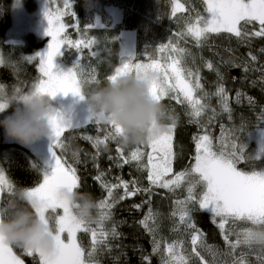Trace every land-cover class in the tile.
Listing matches in <instances>:
<instances>
[{
	"label": "snow or ice",
	"instance_id": "6c2138e0",
	"mask_svg": "<svg viewBox=\"0 0 264 264\" xmlns=\"http://www.w3.org/2000/svg\"><path fill=\"white\" fill-rule=\"evenodd\" d=\"M172 2L173 17L177 11H188L179 0ZM202 3L206 15L193 9L187 17L178 18L183 20L184 25L182 30L176 33L179 40L186 42L187 37H191L196 48L211 49L213 45L210 41L221 34H228L229 40L235 37L238 45L247 46H250L254 38H264V0H202ZM63 7L69 11L57 9L54 14L46 0L44 17L48 27L45 35L50 37L47 50L42 54L37 53L22 59L28 64L38 61L39 77L31 83L30 90L26 93L16 86L12 94L8 95L5 86L0 84V111H4L9 103L25 100L29 95H43L54 100L62 94L64 97L71 95L82 100L85 85L101 84L96 76L97 69L93 67L89 71L82 62L85 50H88L89 59L100 55V41L95 36L87 37V33L94 26L85 25L82 38L73 39L65 34L69 25L62 22L65 15L76 16L75 12L71 11L72 0H64ZM192 11L195 12L194 15L191 14ZM72 27L80 32L79 21ZM179 40H169L167 44L158 46L160 52L175 53L174 56L168 55L163 63L155 58H152L150 63H132L135 57L127 60L121 58L120 66L107 75L106 83L115 82L123 75L133 74V71L138 77L148 73L155 74L150 89L153 98L159 103L167 98L182 105L188 123L197 126L198 132L192 137L195 144V155L192 157L194 162L181 171L173 170V161L178 157V153L173 152V133L178 121L173 108H165L166 131L151 138L147 144H143V148L137 145L126 154V148L118 142L123 131L118 125L102 123L92 115H89L84 124H72L62 111L53 107L49 118V152L53 161L50 174L45 173L42 182L37 186L18 191L3 171H0V194L7 191L11 197L19 195L41 219L51 215L57 241L56 251L49 255L38 250L0 244V264H24L21 256L14 252L16 248L21 250V255L32 257L33 264H102L101 258L105 254L111 255L114 248L122 247L113 243L123 236L118 231L119 224L123 222L113 221L112 210L121 201L138 195H144L146 199L131 207L140 210L145 204L148 205L147 213L138 223L151 237L152 245L150 254L141 255L142 264H151L152 255L160 257V264H195L193 257L198 259L199 264H209L202 254L204 252L231 257L230 260L220 261V264H249L243 251L239 256L236 255L238 248L247 249L248 254H256L259 264H264V249L259 248L257 253L256 246L251 243V229L256 226L264 227V167L251 170L238 167L248 161L264 160V142H260L253 153L246 154V141L252 138V132L264 129V110L259 114L254 130H249L243 120L239 126H225L221 123L220 136L214 138L212 128L219 113L211 104L214 96L221 112L227 113L231 121L232 108L222 66L242 68L244 79H247L249 72H261L259 82L264 85V65L254 66L258 57L251 51L247 59L233 57L229 63L221 58L219 62H215L198 56L189 48L180 47ZM65 47L75 50L77 60L68 71L57 72L54 70V60ZM227 50L234 51L231 48ZM260 52L264 53V48H261ZM4 63L5 59L0 55V65ZM12 67L17 69L18 63H13ZM203 68L216 76L214 92L205 90L204 77L201 74ZM256 83V80L252 81L253 86ZM245 98L250 106H254L255 101L251 96H246L240 90L236 91L237 104ZM89 126L95 128L96 135L87 133ZM76 130H85L81 138L95 150L90 157L97 169L93 179L106 191V197L96 201L95 222L78 221L70 206L58 197L60 189L77 190L82 186V177L77 167L82 163V149L73 147L70 137L62 139L65 132ZM261 139L264 141V133ZM110 143L115 144V155L111 154ZM57 149L61 151L58 152ZM144 149L150 151L146 152ZM68 151H71V162L64 155ZM103 153H109L107 158L116 169L122 171L125 165H131L137 172L146 173L148 185L144 186L139 177L125 180L123 175H117L113 180H109L107 177L112 167L105 170L99 165V157ZM88 155L85 153V156ZM84 163L86 165L87 161ZM179 188L185 189L186 196L174 200V209L169 219L173 220L171 231L181 238L168 241L160 235L161 214L152 207L151 198L158 194L155 189H166L175 193ZM121 189L122 194L119 192ZM8 206L15 204L9 201ZM58 210H62V213ZM200 210L211 214L212 222L224 240L225 252L219 253L215 246L206 242L204 233L193 218V213ZM45 222L49 221L45 219ZM78 233L90 235V243L87 246L82 240L78 241ZM184 236L190 238L191 252L185 248L182 238ZM112 259L118 262L120 255L112 256Z\"/></svg>",
	"mask_w": 264,
	"mask_h": 264
},
{
	"label": "trees",
	"instance_id": "16d2710c",
	"mask_svg": "<svg viewBox=\"0 0 264 264\" xmlns=\"http://www.w3.org/2000/svg\"><path fill=\"white\" fill-rule=\"evenodd\" d=\"M16 0H0V51L5 59V63L0 67V83L5 87L19 86L26 93L30 90L31 83L38 77L37 71L38 61L28 64L22 61L25 57L34 56L45 46L48 38L39 36L35 33L25 32L23 34V42L21 44H12L7 42V32L11 25L12 8ZM27 12H33L37 3L35 0H22ZM57 4V8L68 12L64 9V0H53ZM73 7L71 11L75 12V17L70 14L62 18V22L69 25L66 29L67 35L73 39L82 38L83 29L85 25H93V29L89 30L87 37L95 36L100 41V55L89 59L88 50L84 51L83 63L91 71V68H96L97 79L101 81V85L106 84V77L114 72L115 67L120 66V59L122 58V44L123 35L131 34L134 40V48L130 57L136 59L132 63H150L152 58L163 63L168 55H175V53L160 52L158 46L160 44H167L169 40H179L176 33L184 27L183 20L178 19L187 17L191 10L204 13V5L202 0H179L184 4L188 11H177L176 16L171 15L173 2L172 0H72ZM108 8H116L121 12V19L114 23V18L107 12ZM195 14L194 11L191 13ZM97 20L100 25H97ZM77 21L80 24V32L78 33L72 25ZM258 27V26H257ZM132 32V33H125ZM125 33V34H124ZM228 34H221L219 37H213L210 43L213 47L210 49L205 47L198 49L194 46V41L191 37L187 40H179L180 47L189 48L192 52L197 53L198 56H203L205 59H212L219 62L221 58L231 63L233 57H242L247 59L248 53L258 57L255 67L264 65V53L260 52L264 48V38H254L250 46L238 45L236 38L227 39ZM233 49L229 52L227 49ZM96 50V49H94ZM214 53H218L214 55ZM77 60V53L75 50L65 48L61 49L58 62L59 66L68 71L72 68ZM13 63H18L17 69L12 67ZM221 70L226 75V88L229 90L230 107L232 108V120L229 121L228 114L223 113L217 103V99L213 96L211 104L217 109L219 113L217 122L212 128V135L214 138L220 136V124L225 126L236 125L239 126L242 122H246L249 130H254V126L258 122L259 114L264 110V85L259 82L262 75L261 72L247 73V79H244L245 73L242 68L222 66ZM134 74V71H133ZM204 77L203 83L205 90L215 91L216 76L206 68L201 72ZM235 78V79H233ZM256 80L255 86L252 81ZM95 87V84L85 85L84 88ZM240 90L246 96H251L255 104L250 106L247 99H243L240 104L235 102L236 91ZM13 92V91H12ZM165 108L175 109V114L178 116L177 127L173 133V152L178 153V157L173 161V170L181 171L188 167L194 161L192 157L195 155V144L193 142V135L197 134L198 129L194 124L188 123V119L184 114L182 105L176 104L175 101H170L167 98L161 102ZM0 119L3 115L0 114ZM165 123L167 121L165 120ZM85 130H76L65 132L64 137H70L73 147L82 149L80 159L82 163L77 165L79 168V175L82 177V186L77 189L81 193H90L95 201L106 197V191L101 188L99 182L95 181L93 177L96 175L97 169L94 167L91 160V154L95 150L90 143L83 140L81 137ZM90 135H96L95 128L89 126L86 129ZM1 133V128H0ZM102 135V133H101ZM218 143V141H216ZM247 142V141H246ZM112 149L111 154L115 155V144L110 143ZM253 143L248 147L246 154L251 153ZM136 146H130L125 149V153ZM143 148L144 146L141 145ZM146 152L150 149H144ZM60 152V149H57ZM88 153V156H85ZM65 158L71 162V151L64 153ZM109 153H103L99 157L100 168L107 170L112 167L108 160ZM84 161H87L86 165ZM146 161V157H145ZM0 167L5 171L9 181L13 183L17 190L25 188H32L42 182L45 173L44 164L32 153V151L18 143L4 142L0 137ZM241 169L251 170L252 168L259 169L264 167V160L248 161L238 165ZM131 174V175H130ZM117 175H123L125 180H130L139 177L144 186L148 185L146 173L141 174L135 170L134 166L125 165L121 170L112 167V171L107 177L109 180ZM158 193L152 196V207L161 214L160 221V235L166 240L172 241L179 237L176 233L171 231L173 220L169 219L170 213L174 209V200L177 197L183 199L186 196V191L179 188L175 193L169 192L166 189H155ZM122 194V189L119 190ZM146 197L138 195L132 198L121 201L112 210L113 221L123 222L119 224L118 231L123 234L118 241H113L116 247L111 255L105 254L102 259V264H142L141 255H148L152 252V245L150 243L151 237L145 232L143 227L139 225L138 221L143 219L148 211V205L145 204L140 210L132 208L133 204L141 203ZM9 201L13 202L17 207L30 209V205L21 200L19 195L15 197L3 193L2 206H8ZM60 211V210H58ZM51 214V213H50ZM193 218L198 228L204 233L206 242L209 245L215 246L219 253L226 251V246L222 235L217 226L212 222L211 214L207 211L200 210L193 213ZM108 226H111L109 222ZM250 226V225H241ZM185 241V248L191 252L190 238L188 236L182 237ZM78 241H83L87 246L90 243V235L85 233L77 234ZM142 250V251H141ZM257 253L259 248L256 247ZM246 254L249 264H259L256 254H248L247 249H237L236 255L239 256L241 252ZM14 252L20 255L25 264H33L32 257L21 255V250L16 248ZM124 253V255H121ZM209 264H220V261L225 259L230 260L231 257L223 255H215L214 253H202ZM120 255L118 262L113 261L112 256ZM38 259V257H37ZM195 264H199L197 258L193 257ZM151 264H160V257L158 255L151 256Z\"/></svg>",
	"mask_w": 264,
	"mask_h": 264
},
{
	"label": "clouds",
	"instance_id": "9594fccd",
	"mask_svg": "<svg viewBox=\"0 0 264 264\" xmlns=\"http://www.w3.org/2000/svg\"><path fill=\"white\" fill-rule=\"evenodd\" d=\"M155 74L146 76L127 74L115 82L96 84L83 89V99L88 113L105 124L118 125L123 131L118 142L122 147L147 144L151 138L167 130L165 107L151 94ZM11 113L0 119L5 138L24 147L50 141L49 118L52 100L43 95H29L27 99L11 102ZM60 200L66 202L78 221L95 222L97 204L90 193L60 189ZM45 219L49 221L45 222ZM41 219L30 207H0V244L38 250L46 254L56 251L55 229L51 215ZM251 243L264 249V227L251 229Z\"/></svg>",
	"mask_w": 264,
	"mask_h": 264
},
{
	"label": "rangeland",
	"instance_id": "374dc122",
	"mask_svg": "<svg viewBox=\"0 0 264 264\" xmlns=\"http://www.w3.org/2000/svg\"><path fill=\"white\" fill-rule=\"evenodd\" d=\"M35 1L37 3V7L31 13L27 12L22 0L15 1V4L12 8L11 25H10V29L7 32L6 40L7 42L12 44H21L23 42V34L25 32H31L39 36L47 37L48 40L45 46L39 51V53L42 54L46 52L47 46L50 42V37L45 35V32L48 27L47 21L44 17L46 0H35ZM48 2H49L50 10L55 14L56 10L59 9V7L57 8V4L53 0H48ZM107 12L109 13V15H111L114 18V23L120 21L121 12L118 9L108 8ZM97 25H100V22L98 20H97ZM125 33H132V32H125ZM133 48H134V40L132 35L131 34L123 35L122 58L125 60L130 58ZM0 55H2L1 51H0ZM58 58L59 55L54 60V64L56 65V68L54 70L57 72L66 71L59 66ZM5 88L7 94L11 95L13 88L11 87H5ZM52 102H53V107L58 111H62L66 119L70 121L72 124H84L89 118L90 114L88 113L86 106L77 97H73L71 95L64 97L61 94L58 95L54 100H52ZM11 111L12 109L9 108L2 115L3 116L8 115L11 113ZM262 133H264V129L252 132V138L247 141L248 147H250L251 144L253 143L251 153L255 151V149L258 147V144L260 142H264L261 139ZM0 137L4 142L15 143L5 138L4 131L2 128H1ZM49 145H50V141H45L34 144L31 147H27L44 164L45 173L48 174H50L51 172V164L53 163L51 158V153L49 152ZM0 171H3L1 167H0ZM3 173L8 179L5 171H3ZM4 193H7V191H5ZM60 211L62 213V210ZM63 236H66V234H63Z\"/></svg>",
	"mask_w": 264,
	"mask_h": 264
},
{
	"label": "water",
	"instance_id": "95a60500",
	"mask_svg": "<svg viewBox=\"0 0 264 264\" xmlns=\"http://www.w3.org/2000/svg\"><path fill=\"white\" fill-rule=\"evenodd\" d=\"M2 197H3V193L0 194V207L2 206ZM21 259H22V258H21ZM24 264H25V262H24Z\"/></svg>",
	"mask_w": 264,
	"mask_h": 264
},
{
	"label": "bare ground",
	"instance_id": "6f19581e",
	"mask_svg": "<svg viewBox=\"0 0 264 264\" xmlns=\"http://www.w3.org/2000/svg\"><path fill=\"white\" fill-rule=\"evenodd\" d=\"M177 199H181V197L179 196V197H177Z\"/></svg>",
	"mask_w": 264,
	"mask_h": 264
}]
</instances>
